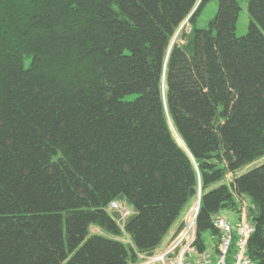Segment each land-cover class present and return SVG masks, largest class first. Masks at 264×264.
I'll use <instances>...</instances> for the list:
<instances>
[{"label": "trees", "instance_id": "1", "mask_svg": "<svg viewBox=\"0 0 264 264\" xmlns=\"http://www.w3.org/2000/svg\"><path fill=\"white\" fill-rule=\"evenodd\" d=\"M209 1L0 0V264H136L198 194L199 251L244 202L264 264V0Z\"/></svg>", "mask_w": 264, "mask_h": 264}, {"label": "built area", "instance_id": "2", "mask_svg": "<svg viewBox=\"0 0 264 264\" xmlns=\"http://www.w3.org/2000/svg\"><path fill=\"white\" fill-rule=\"evenodd\" d=\"M200 197L198 194L197 199ZM241 214L239 220L232 224L223 215L214 218V227L221 234L216 244V251L208 247L203 251L197 248V227L196 219L199 207L196 204L190 209L177 229L170 237L168 244L151 255H141L136 264H229L228 255L234 242L235 253L230 264H254L247 256V243L254 232L253 225L246 217V204L241 203ZM110 210L118 212L123 221L129 216L128 209L121 210L119 203L112 202ZM235 229L237 239H233Z\"/></svg>", "mask_w": 264, "mask_h": 264}, {"label": "rangeland", "instance_id": "3", "mask_svg": "<svg viewBox=\"0 0 264 264\" xmlns=\"http://www.w3.org/2000/svg\"><path fill=\"white\" fill-rule=\"evenodd\" d=\"M240 14H239V17H238V21H237V26H236V36L237 37H242L244 36L247 31H248V25H249V16H248V11H247V0H240ZM217 10H218V2L216 0H212V1H209L202 9V11L200 12V15L198 16L197 18V28L198 29H206L210 23V21H212L217 13ZM186 31H188V27H186ZM178 35L179 33L176 35V37L173 39L172 43H177L179 42L178 40ZM29 60L25 62V65L27 66ZM134 96H130V97H127L128 99H132ZM264 164V156L261 157L260 159L256 160L255 162H253L251 165L241 169L240 171L237 172V176L239 175H243L245 173H247L248 171L256 168V167H259L261 165ZM228 181L231 180V177L229 176L228 178ZM247 200V199H246ZM196 201L197 199H195L193 201V203L188 207V209L186 210L185 214L182 215V217L177 221V223L174 225L173 229L178 225L180 224L183 219H184V216L186 215V213L193 208V206L196 204ZM248 202V200H247ZM121 210H125V209H128V211L131 213L132 210L130 208H127L124 204H119ZM111 213L114 212V210H110ZM223 216H225L228 221L232 224H235V215L232 214V213H229V212H224L223 213ZM92 233H99V230L93 228L91 230ZM169 235V234H168ZM166 239V238H165ZM121 241H123L124 243H130L129 239L127 238V236L123 235L121 238H120ZM205 241H206V245L208 247H210L211 245V237L209 234H205Z\"/></svg>", "mask_w": 264, "mask_h": 264}, {"label": "crops", "instance_id": "4", "mask_svg": "<svg viewBox=\"0 0 264 264\" xmlns=\"http://www.w3.org/2000/svg\"><path fill=\"white\" fill-rule=\"evenodd\" d=\"M177 223V222H176ZM175 223V224H176ZM182 223V222H181ZM180 223V224H181ZM180 224H178L174 229H173V227L171 228V230L169 231V235L167 234V236L164 238V240H163V242L161 243V245L159 246V248L157 249V250H160V249H163L167 244H168V242H169V240H170V237L174 234V232L178 229V227L180 226Z\"/></svg>", "mask_w": 264, "mask_h": 264}, {"label": "water", "instance_id": "5", "mask_svg": "<svg viewBox=\"0 0 264 264\" xmlns=\"http://www.w3.org/2000/svg\"><path fill=\"white\" fill-rule=\"evenodd\" d=\"M184 24H185V22L183 23V25L181 26V28L184 26ZM181 28H180V29H181ZM196 206L199 207V198H198L197 201H196Z\"/></svg>", "mask_w": 264, "mask_h": 264}, {"label": "bare ground", "instance_id": "6", "mask_svg": "<svg viewBox=\"0 0 264 264\" xmlns=\"http://www.w3.org/2000/svg\"><path fill=\"white\" fill-rule=\"evenodd\" d=\"M176 136H177V135H176ZM176 136H175V138H176L177 142H178L179 144H181L179 138H177Z\"/></svg>", "mask_w": 264, "mask_h": 264}]
</instances>
